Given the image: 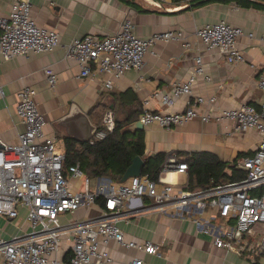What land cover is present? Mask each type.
Instances as JSON below:
<instances>
[{
    "label": "built area",
    "instance_id": "obj_1",
    "mask_svg": "<svg viewBox=\"0 0 264 264\" xmlns=\"http://www.w3.org/2000/svg\"><path fill=\"white\" fill-rule=\"evenodd\" d=\"M31 12L29 0H10L9 11L0 16V54L5 59L51 51L59 44V32L37 24ZM195 34L206 49L224 53L232 61L244 59L237 45L243 34L239 26L219 20L200 26ZM159 40L179 41L183 47L191 48V42L179 29L141 37L127 17L116 32L105 37L87 34L72 38L66 44V56L78 62L77 78L106 74L109 77L103 84L110 88L114 81L111 75L142 68L148 48ZM44 72L48 83L54 85L57 75L53 68L45 67ZM204 72L202 56L196 54L187 80L152 95L172 106L179 96L192 93L193 81ZM256 83L264 94V73ZM36 93L28 85L18 90L15 111L24 129L15 143L0 139V216L16 218L21 207L29 225V229L9 238L0 237V264H104L113 260L108 249L111 241L160 255L155 242L129 239L118 225L119 220L129 221L148 210L179 218L199 214L193 221L198 229L212 236L215 246L251 253L264 250V95L258 108L249 103L222 108L213 95L195 96L183 111L143 109L139 119L144 126L157 123L170 128L193 119L230 120L236 131L254 130L259 134L253 153L236 162V167L245 171L243 178L190 190L176 189L177 183L168 177L188 171L187 162L175 155L167 157L157 178L142 172L123 182L103 177L92 189L80 163L66 164L65 148L44 132L46 119L37 106ZM102 124L89 142L104 138L107 131L115 128L113 109L105 110ZM145 197L151 201L150 208L144 204ZM99 199L102 206H97V213L62 220L66 214L97 205ZM217 217L221 218L218 224L214 222ZM130 264L147 263L136 256Z\"/></svg>",
    "mask_w": 264,
    "mask_h": 264
},
{
    "label": "crops",
    "instance_id": "obj_2",
    "mask_svg": "<svg viewBox=\"0 0 264 264\" xmlns=\"http://www.w3.org/2000/svg\"><path fill=\"white\" fill-rule=\"evenodd\" d=\"M31 13L40 26L56 29L59 44L51 51L31 52L28 56L5 59L0 54V139L17 141L24 125L16 115L17 92L28 85L36 90L35 100L46 119L44 132L53 136L58 146L65 148V136L76 141L77 129L61 121L72 104H76L97 126L104 111L113 109L117 119L126 115L135 120L144 108L154 111H183L195 96H216L217 106L236 107L249 103L258 108L263 90L257 79L264 73V0H29ZM10 0H0V16L9 11ZM134 22V31L141 37L155 32L179 29L191 42L187 49L179 41H156L147 50L142 68L113 76V85L105 87L106 74L93 73L77 78L78 62L66 56V44L74 37L93 34L99 38L116 32L124 18ZM219 20L239 26L243 34L238 47L244 59L232 61L224 53L208 50L197 39L195 29ZM248 34H251L249 36ZM200 54L205 64L204 75L196 76L190 95L179 96L172 106L154 97V91H169L176 82L187 80L194 67V56ZM50 66L57 75L54 85L48 83L44 68ZM209 78H208V77ZM135 97L134 101H130ZM134 120V121H135ZM132 122V121H131ZM144 126V125H143ZM145 154L164 151L180 159L178 152L208 151L222 160L232 161L239 152L253 153L259 134L254 130L236 131L230 120L220 122L189 120L170 128L157 123L145 125ZM73 132V133H71ZM89 140V139H88ZM78 146V142L76 143ZM248 155V154H247ZM236 159V162L239 158ZM108 176L94 177L98 182ZM169 179L182 188L187 174H169ZM150 199L144 204L150 208ZM100 206L80 208L62 216L84 217L97 213ZM148 210V209H146ZM191 217H174L155 211H143L118 225L126 237L136 241L151 240L158 245L160 255L123 247L113 241L108 249L112 262L130 264L133 257H142L147 264H264V252L226 250L213 243L211 235L198 229ZM29 229L25 209L19 208L16 218L0 216V237ZM65 256L62 251L61 257Z\"/></svg>",
    "mask_w": 264,
    "mask_h": 264
},
{
    "label": "trees",
    "instance_id": "obj_3",
    "mask_svg": "<svg viewBox=\"0 0 264 264\" xmlns=\"http://www.w3.org/2000/svg\"><path fill=\"white\" fill-rule=\"evenodd\" d=\"M134 100L135 97H131L130 101ZM135 119V116L131 115H126V118L122 120L115 116V128L107 131L104 138L94 140L92 143L89 140L79 142L65 136L66 164L79 162L82 170L89 177L108 176L114 181H119L132 159L140 155L144 160L141 172L150 173L153 178H157L168 153L159 151L153 155H146L144 131L142 129L121 130L124 125ZM96 127L97 130L103 128L102 119ZM77 142L78 146H76ZM177 154L188 165L187 178L182 188L192 190L243 178L245 171L236 167V159L250 152H239L232 161L222 160L208 151L178 152ZM97 201L102 206V201L100 199ZM261 252L264 250L257 254Z\"/></svg>",
    "mask_w": 264,
    "mask_h": 264
},
{
    "label": "water",
    "instance_id": "obj_4",
    "mask_svg": "<svg viewBox=\"0 0 264 264\" xmlns=\"http://www.w3.org/2000/svg\"><path fill=\"white\" fill-rule=\"evenodd\" d=\"M61 121L70 122L78 131L79 136L72 134L80 140H88L97 130L86 113H84L78 105L72 104L69 113L62 118ZM143 123L140 119L132 121L122 127V131H134L137 129H143ZM73 133V132H71ZM144 163L143 158L140 155H136L129 166L126 168L120 178V182L126 181L131 176H138L141 174V167Z\"/></svg>",
    "mask_w": 264,
    "mask_h": 264
},
{
    "label": "rangeland",
    "instance_id": "obj_5",
    "mask_svg": "<svg viewBox=\"0 0 264 264\" xmlns=\"http://www.w3.org/2000/svg\"><path fill=\"white\" fill-rule=\"evenodd\" d=\"M105 112V111H104ZM104 114V113H103ZM103 116V115H102ZM90 178V185H91V188H95L96 187V179L94 177H89ZM215 223H220L221 222V218L220 217H217L216 219H214ZM257 238L260 239L261 236L260 235H257Z\"/></svg>",
    "mask_w": 264,
    "mask_h": 264
}]
</instances>
